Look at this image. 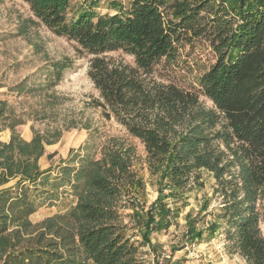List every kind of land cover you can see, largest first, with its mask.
Here are the masks:
<instances>
[{
    "label": "trees",
    "instance_id": "16d2710c",
    "mask_svg": "<svg viewBox=\"0 0 264 264\" xmlns=\"http://www.w3.org/2000/svg\"><path fill=\"white\" fill-rule=\"evenodd\" d=\"M23 1L48 30L91 55L87 74L99 93L96 106L139 139L149 169L159 173L160 194L149 207L140 208L136 220L143 229L142 242L148 243L152 232L168 228L177 216L179 207L171 208L166 198L181 199L190 177L206 169L224 203L216 218L202 222L204 228L196 225L202 217L187 213L184 240L199 241L204 231L210 237L222 227L245 264H264V238L253 205L256 194H264V0H129L127 6L111 0L113 12L105 13L96 9L100 0H84L70 14L68 0ZM196 42L210 48L213 61L196 76L195 88L165 80L158 66L175 63L183 47ZM111 51L130 55L132 63L108 57ZM69 66L66 60L52 62L51 83ZM201 95L212 108L198 109ZM220 145L236 163L225 159ZM131 156L130 148L114 143L100 160L87 159L76 170L72 188L77 201L70 211L79 219L76 241L64 245L65 250L48 241L5 251L2 264H141L139 246L126 233L117 208L125 194L138 208L136 200L144 190L131 169ZM8 162L0 159L12 174ZM234 163L241 187L229 170ZM45 171L24 163L16 184L44 182ZM225 173L233 178L227 180ZM163 188L169 193L164 195ZM9 189L0 190V211L21 204L31 213L45 202L43 193L29 200L22 188L15 197L6 194ZM239 189L245 191L243 198H238Z\"/></svg>",
    "mask_w": 264,
    "mask_h": 264
},
{
    "label": "rangeland",
    "instance_id": "374dc122",
    "mask_svg": "<svg viewBox=\"0 0 264 264\" xmlns=\"http://www.w3.org/2000/svg\"><path fill=\"white\" fill-rule=\"evenodd\" d=\"M108 1L111 0H100L96 9L100 13L113 12ZM115 1L125 6L129 2ZM68 3L70 14L83 6L84 0H68ZM106 55L129 63L133 61L121 51ZM90 57L77 51L75 41L56 35L42 25L25 1L0 0V148L3 146L0 159H9L7 164L12 173L0 164V190L10 188L6 194L15 197L22 188L21 193L29 200L34 194L43 193L45 201L31 213L23 211L21 204L0 211V264L5 251H19L48 241L57 242L59 248L65 250L64 245L76 241L79 219L70 212L77 201L72 188L76 170L87 159L100 160L114 143L131 149V169L144 184L136 200L138 208L131 205L129 194L117 201L120 222L139 246L137 259L141 264H245L222 227L210 237L204 231L199 241L184 240L187 213L191 217H202L196 225L204 228L202 222L216 218L224 203L213 173L206 169L198 171V177H190L181 199L166 198L171 208L179 207L177 216L168 228L152 232L148 243L142 242L143 229L136 225L137 216L142 206L149 207L158 197L161 180L159 173L149 169L139 139L129 135L113 118L104 117L102 109L96 106L99 93L87 74ZM61 60L68 61L70 66L53 84L50 67L52 62ZM212 61L210 48L204 42H196L183 47L175 63L163 62L158 68L165 80L192 89L196 76ZM209 108H212L211 101L201 95L198 109ZM220 149L226 160L236 163L228 148L220 145ZM24 163L47 170L41 177L45 181L16 184L19 167L21 169ZM235 163L229 170L241 187ZM65 170L68 175L64 174ZM224 176L227 180L233 178L227 173ZM41 189L46 191L35 193ZM169 191L162 189L164 195ZM244 192L239 189L238 198H243ZM205 203L206 208L202 209ZM253 205L264 238L263 193L256 194ZM78 256L85 260L83 255Z\"/></svg>",
    "mask_w": 264,
    "mask_h": 264
}]
</instances>
